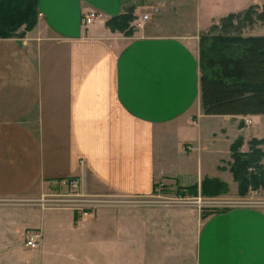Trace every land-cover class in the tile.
I'll list each match as a JSON object with an SVG mask.
<instances>
[{
    "label": "crops",
    "instance_id": "obj_1",
    "mask_svg": "<svg viewBox=\"0 0 264 264\" xmlns=\"http://www.w3.org/2000/svg\"><path fill=\"white\" fill-rule=\"evenodd\" d=\"M263 4L38 0L36 25L0 38V226L1 217L17 219L21 242L26 230H38L40 248L0 243V264H73L70 254L124 264L129 254H181L178 242L190 243L195 264H264L263 206L203 218L173 208L110 207L80 216L42 207L36 220L33 208L16 205L68 194L70 180L78 193L120 197L149 196L156 181L199 191L204 178L229 180L231 144L240 137L244 148L263 135H251L255 128L244 122L258 115L202 112L200 37L228 14ZM126 10L130 33L111 31L105 21ZM88 12L102 13L104 22L83 25ZM257 26L241 35L264 36ZM8 230L0 228L2 240Z\"/></svg>",
    "mask_w": 264,
    "mask_h": 264
},
{
    "label": "trees",
    "instance_id": "obj_2",
    "mask_svg": "<svg viewBox=\"0 0 264 264\" xmlns=\"http://www.w3.org/2000/svg\"><path fill=\"white\" fill-rule=\"evenodd\" d=\"M38 0H0V38L23 36L37 22ZM254 6L242 12L230 13L220 19L212 30L219 32L200 37V105L207 115H260L264 114V36L241 35V18L246 25L264 21V10L252 16ZM133 20L131 11H124L105 21L111 31L128 34ZM23 27L21 32L18 29ZM244 28V27H243ZM242 138L230 146L229 171L238 186V195L249 190L264 189V151L256 147L264 138H252L248 152H241ZM249 168H253L249 172ZM201 195L215 196L226 189L225 182L204 178ZM196 187L180 188L186 194H196ZM182 193V192H181ZM218 210H207L204 214Z\"/></svg>",
    "mask_w": 264,
    "mask_h": 264
},
{
    "label": "rangeland",
    "instance_id": "obj_3",
    "mask_svg": "<svg viewBox=\"0 0 264 264\" xmlns=\"http://www.w3.org/2000/svg\"><path fill=\"white\" fill-rule=\"evenodd\" d=\"M261 2H263V1H261ZM253 8H254L253 9L254 13L252 16H256V14H258L262 10H264V4L262 5V8H260V9H258V7L257 8L253 7ZM219 23H220V21H219ZM219 23H218V25H219ZM246 24L247 23H245V20L242 17L241 18V26H242L241 32L243 29H246V27L252 26L253 24H262V26H257L256 33L264 35V25H263L264 21L256 19L252 25L247 26ZM22 30H23V27L18 29V32H21ZM213 32L217 33L219 31L211 30L210 34H213ZM245 120H248L250 125L253 128H255V131L251 132V135H256V136L263 135V137H261V138H264V114L258 115V117L253 119L252 123L249 119H244V122H245ZM261 138H257V139H261ZM255 146L260 148L262 151H264V143L263 144L258 143ZM248 150H249V145L247 147H244L243 151L240 148V151L244 152V153L248 152ZM229 163H231V157H230V161L227 163V166L224 167L225 170L226 169L229 170V167H230ZM263 163H264V159H261L259 164L262 165ZM252 169L253 168H251V169L249 168L248 171L251 172ZM229 176H230V179L228 180V178H226L227 180L225 181L226 189L223 191V193H221L219 195H215V196H203V195H201V193L198 194V192L201 190L197 191L196 188L193 190V193H196V194H192V195L186 194L183 190L177 192L176 189H174V191H166L165 194H163V195L161 194L160 196H157L153 192L149 196H125V197L94 194V195H91V197L97 198V199L107 200L108 203L101 204L98 207L90 208L88 210L89 214L87 216H89L90 213L97 212L99 209L110 208V207H112V208L129 207L132 209H138V208H159V209L173 208L177 211L184 209V210H190L191 211V212H189L190 214L194 213L193 211L195 210V211L199 212L200 217L203 218L204 214L207 212V210H212V209L221 210V209L226 208V207H224L225 205L234 204L238 201H257V202L262 203L260 205V207L261 206L264 207V189L263 188L260 187L258 190L257 189L249 190L247 195L240 196V195H238L237 183L233 180L231 172H230ZM185 195H190V196H192V198L201 197L200 200L204 201V203H203L204 206H201L200 208H198L195 204H192V203H190V205L189 204L187 205V204L174 203V199H181ZM193 200L194 199H192L191 201H193ZM0 202L5 203L4 201H0ZM16 205L20 206V207L33 208L32 211L38 215V217H36V220L39 218V214H40L39 209H41L42 207L38 204V202H34V201L23 202L22 201V203L19 202ZM207 206H210V207H207ZM51 208H55L57 210H55V209L54 210H52V209L47 210L46 213H54V214L56 213V214L63 215L65 213L69 212V211H66V212L58 211V210H65V206L64 207L53 206ZM79 219H80V217H79ZM1 220L3 222H1L2 225L0 226V228H2L4 230L5 227H8L9 230H8V232L6 231L4 233V236H5L4 240H2L0 238L2 241L0 243L2 245H4L5 247L6 246L17 247V246H21L23 243V246L25 247L24 242L23 241L21 242V240H20L19 228L17 227L18 220L15 219V222H14L12 219H8L6 216L1 217ZM28 230H32V229H28ZM40 238H41V236H40ZM39 248H40V239L37 241V245L34 248H31L29 250L36 251ZM177 248H178V251L181 252V254H139L140 255L139 257H138V254H129L130 257H132V258H131V260H129L128 262H126L124 264H195L194 259H193V254H191V252H190V243L178 242ZM184 252L187 254H184ZM65 255L66 254H62L60 256L59 260H57V261L58 262H64L66 260ZM70 255H72L74 257L72 260L73 264H107V259L105 258V254H70Z\"/></svg>",
    "mask_w": 264,
    "mask_h": 264
},
{
    "label": "built area",
    "instance_id": "obj_4",
    "mask_svg": "<svg viewBox=\"0 0 264 264\" xmlns=\"http://www.w3.org/2000/svg\"><path fill=\"white\" fill-rule=\"evenodd\" d=\"M146 15L142 16V19L146 18ZM103 23L104 18L102 13L100 12H88L85 13L82 16V23L83 25H89L92 23ZM246 126H249L250 123L248 120H245ZM77 181L76 180H70L69 181V187L70 192L68 194H56V195H50V196H42L36 200H33L34 202H38V204L43 208H51L53 206L58 207H64L72 209L74 212L79 214L80 216H87L89 213V209L92 207H98L101 204L108 203L107 200L104 199H97L91 197V195L81 194L76 191L77 189ZM166 191H171L166 188V185L161 181H156L154 183V189L153 193H155L157 196H160L161 194H165ZM178 192V190H176ZM185 197V198H184ZM181 199H174V203L179 204H195L198 208L201 206H204V201L200 200L201 197L198 198H192L190 195H185ZM194 199L193 201H191ZM199 199V200H198ZM262 203L257 201H238L234 204L225 205L224 207L228 208L231 206H237V205H247V206H260ZM210 207V206H207ZM40 233L38 230L32 229L27 230L24 233L23 236V242L26 248L31 249L34 248L37 245V241L40 239Z\"/></svg>",
    "mask_w": 264,
    "mask_h": 264
}]
</instances>
